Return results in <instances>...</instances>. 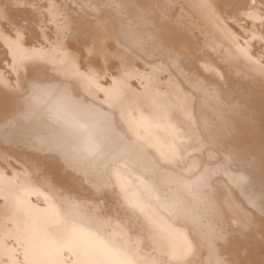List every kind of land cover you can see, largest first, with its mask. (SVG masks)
I'll list each match as a JSON object with an SVG mask.
<instances>
[{
  "label": "snow or ice",
  "instance_id": "obj_1",
  "mask_svg": "<svg viewBox=\"0 0 264 264\" xmlns=\"http://www.w3.org/2000/svg\"><path fill=\"white\" fill-rule=\"evenodd\" d=\"M14 6L30 9L32 19H25L19 27L11 24L7 31L0 29V39L7 46L6 55L11 57L9 66L16 76L15 81H10L0 74V91L11 94L19 105L4 117V128H15L18 141L35 152L60 159L65 173L83 176L90 183L92 195L62 194L52 178L40 175L39 161L30 165L38 174L39 188L27 170L22 173L23 180L0 172V199L3 200L0 264H241L222 254L218 244H226L228 234L222 227L208 226L206 230L200 209L210 207L221 220L225 209L238 213L239 206L230 198L223 201L222 207L217 206L213 184L227 175L235 187L245 188L250 183L249 175L243 170L233 172L232 168L233 165L253 166L255 158L244 160L232 151L221 152L213 123L206 118L196 123L191 108L193 98L171 79L169 88L174 90L179 101L177 106L189 127L184 131L169 123V142L164 148L157 147L158 160L149 157L147 149L156 144L141 131L152 125L140 108L142 103H151L167 117L168 105L162 102L165 93L158 90L164 65H152L151 71L141 73L125 55L109 51L107 45L106 11L127 20L129 10L134 9L135 19L155 30L156 49L167 56L169 66L178 68L192 58L182 46V14L170 15L181 6L172 2L128 4L124 0H74L73 7L78 10L76 21L55 0H47L45 4L38 0H15ZM8 7L4 5L0 9V24L10 23ZM199 7L217 15L216 6L210 0H200ZM234 7L238 8L237 14L230 20L226 15L220 27L236 45L238 56L234 59L243 58L249 73L234 69L232 61L226 62L228 67L223 72L208 61L201 67L220 80L232 71L245 79L258 78L264 87V0L259 3L240 0ZM157 8L162 10L159 21L154 18L153 10ZM249 21L251 29L247 25ZM226 22L241 28L243 36L232 32ZM51 26L55 29V41L48 34ZM30 27L37 29L38 43L25 47ZM252 40L261 42L258 55L251 52ZM66 41H73L71 49ZM113 61H119L113 68L116 75L108 71ZM107 79H111V84L104 87L101 81ZM132 79L140 81V93L130 88L128 81ZM190 79L205 99L218 98L215 87L205 84L197 73ZM80 86L93 100L103 93L101 103L119 110L131 139L115 132L109 113L73 98L72 93ZM52 125H59L63 133L43 132ZM8 160L7 154H0V161L7 163ZM136 170L151 177L150 180L143 176L137 178L144 191L153 196L155 206L129 179ZM261 170L264 172V147ZM33 195L43 196L46 206L40 208L33 204L30 199ZM107 196L114 200L112 216L101 207L105 201L100 198ZM248 206L264 219V192L259 200L248 197ZM161 212L169 218L191 219L199 239L180 233L177 242V230L163 219ZM131 225L148 232L155 255L144 252L140 239L133 240L129 234ZM241 226L250 227L251 220L246 219ZM202 242L208 245L207 257L196 259Z\"/></svg>",
  "mask_w": 264,
  "mask_h": 264
},
{
  "label": "bare ground",
  "instance_id": "obj_2",
  "mask_svg": "<svg viewBox=\"0 0 264 264\" xmlns=\"http://www.w3.org/2000/svg\"><path fill=\"white\" fill-rule=\"evenodd\" d=\"M41 4L47 3V0H38ZM62 5L64 11L76 21L78 10L73 7L74 0H55ZM86 2V0H83ZM125 3H158L165 4L172 2L180 5L178 9L170 12L171 16H183L182 24V40L183 48L192 54L191 59H186L177 68L169 66L168 58L156 49L154 37L155 30L150 25H145L135 19L134 9H130L127 20L121 18L115 13L107 12L105 16L108 18L107 24V45L109 51L119 52L125 55L130 64L139 69L141 73L145 70L151 71L152 65H164V71L160 73L158 90L165 93L162 102L168 105L167 117L161 110L155 108L151 103H142L140 111L145 117L151 121L148 128L142 129V133L152 139L156 147L147 149V155L152 159H159L158 148L166 147L170 140L168 125L175 124L176 127L186 131L189 127L188 122L184 119L182 112L177 106L179 101L175 96L174 90L169 88V80L174 81L176 85L193 98L191 105L192 112L196 118V123L200 124L202 119L206 118L214 125L213 133L219 138L220 151L227 153L232 151L238 158L247 160L254 157L253 166L233 165L232 171L243 170L250 177V183L243 189L235 187L230 181L229 176H221L213 184L214 197L217 206L222 207L223 201L230 198L239 206V212L224 210L223 219L221 220L214 215L212 209H200L203 214V224L207 230L208 226L222 227L228 234L227 243H220L223 255L229 260H238L241 264H264V219L260 213L248 206V197L259 200L262 192H264V172L261 170V152L264 147V87L261 86L258 78L245 79L243 76H237L235 71L226 74L223 80H220L213 72L206 71L201 67L205 61L212 64L213 67L223 72L228 67L227 61H232L234 69H238L243 74H248L249 69L243 58L234 59L238 56L236 45L221 29L220 21L227 15L229 20L237 14L240 0H210L216 6V16L209 11L199 7L200 0H124ZM259 3V0H257ZM15 0H0V9L4 5L9 7L6 9L8 24H0V29L7 31L11 24L18 27L23 24L25 19L31 20V10L18 8L14 6ZM154 18L159 21L161 19V9H154ZM219 17V19H217ZM128 21H131L129 23ZM228 28L238 36H243V30L226 22ZM251 23L247 22L248 28L251 29ZM35 27H30L27 35L25 47L35 46L38 42L35 38ZM49 36L52 41L56 40L54 26L49 28ZM259 34V30L258 33ZM166 35V33H165ZM246 38V37H245ZM243 45V39L240 41ZM67 46L71 49L73 41H66ZM79 47L80 45H76ZM251 52L258 55L261 50V42L252 40L249 45ZM7 46L0 39V74H4L10 81H15L16 76L11 71L8 61L10 56L6 55ZM202 53H206L201 57ZM119 61H113L109 67V73L116 75L113 68L117 66ZM193 73H197L205 84L215 87L218 98L205 99L203 94L197 90L195 83L190 77ZM31 76V73H29ZM129 86L135 93H140V81L132 79L128 81ZM101 84L108 87L111 79L102 80ZM172 92V95L167 93ZM72 96L75 100L82 101L85 104H93L96 109L103 113H109L114 121L115 132L131 139V133L128 131L126 124L120 119L118 109H109L106 104H102L104 99L103 93H100L96 100L84 90L82 86L78 87ZM19 107L17 100L4 91H0V154H7L9 160L7 163L0 161V172H5L7 176L17 175L23 180L22 173L27 170L29 178L39 188L38 174L30 165L34 161H39L41 173L47 175L56 182L57 188L64 195H79L82 197H90L92 190L90 183L85 181L83 176L74 173H65L62 161L58 158L45 157L41 153L35 152L32 148L20 143L17 138L15 128H4V117L15 111ZM139 116V112L136 113ZM159 125L156 127L155 125ZM64 129L59 125L45 127L43 132L50 134H62ZM71 140V138H69ZM75 143V141H71ZM197 155L198 154H195ZM206 158V153H205ZM150 180L151 177L144 175L140 170H136L129 179L135 185L146 199H149L155 206L156 201L153 196L144 191L143 185L137 177ZM63 185V187H61ZM71 189V191H67ZM40 191H45L40 188ZM167 191V189H161ZM51 195V193H49ZM31 201L40 208H44L46 203L43 196L39 198L35 195L31 196ZM55 199V197H54ZM105 202L101 205L103 211L112 216L114 214V200L111 196L101 197ZM96 202H99L97 200ZM3 206V200L0 199V208ZM246 214V215H245ZM160 215L173 228L177 230V242H179V234L186 233L190 239H199V233L194 229L191 219L185 217L169 218L168 214L161 212ZM246 219L251 220V226L244 228L241 225ZM125 217L121 214V221ZM236 220L237 223H233ZM116 220L113 219V225ZM111 231V229H109ZM130 236L141 240V247L144 252L155 255L153 251L152 241L146 230L135 225L130 226ZM210 242V241H209ZM208 254V245L201 243L198 249L196 259H205Z\"/></svg>",
  "mask_w": 264,
  "mask_h": 264
}]
</instances>
